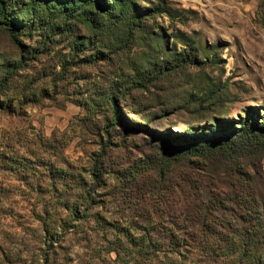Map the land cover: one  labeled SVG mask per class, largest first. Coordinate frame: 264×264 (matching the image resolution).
I'll list each match as a JSON object with an SVG mask.
<instances>
[{
	"label": "rangeland",
	"instance_id": "374dc122",
	"mask_svg": "<svg viewBox=\"0 0 264 264\" xmlns=\"http://www.w3.org/2000/svg\"><path fill=\"white\" fill-rule=\"evenodd\" d=\"M150 1L159 0H136L139 5ZM160 1L175 8L174 16L162 12L147 18L142 26L146 37L133 42L128 51L91 63H69L74 52L78 60L93 49L89 44L71 49V35L68 39L56 35L42 55L17 67L2 88L11 107H0V264H131L135 247L111 225L97 224L94 213L130 235L149 236L160 244L147 264L218 263L212 260L208 243L184 244L178 252L165 244L161 226L167 213L157 209L170 206L173 211L172 205L178 206L173 193H165V205L161 199L165 194L123 185L109 169L136 161L141 134L117 123L102 145L104 116H86L81 98L108 87L118 71L132 77L137 71L149 69L152 74L161 68L166 71L158 78L151 75L145 87L125 99V110L130 106L140 112H127L128 118H148L158 128L179 132L213 122V116L243 117L246 107L264 100V0ZM81 27H73V32ZM156 30L157 37L151 38ZM40 32L25 29L19 36L28 44H39ZM177 33L196 45L198 60L196 65L167 70L171 59L167 50L187 47ZM79 39L74 37L75 42ZM16 54L0 29V57ZM99 153L107 170L90 195V213L79 220L63 205L65 198H73L69 194L75 187H63L49 169L86 174ZM260 166L264 169V155ZM114 235L121 241L117 255L108 249Z\"/></svg>",
	"mask_w": 264,
	"mask_h": 264
},
{
	"label": "trees",
	"instance_id": "16d2710c",
	"mask_svg": "<svg viewBox=\"0 0 264 264\" xmlns=\"http://www.w3.org/2000/svg\"><path fill=\"white\" fill-rule=\"evenodd\" d=\"M174 9L160 0L148 5H139L136 0H0V29L17 49L12 58L0 57V107H11L2 88L17 67L42 55L46 44L56 39V35L60 39L71 35V49L82 50L88 44L93 49L78 60L74 59L77 55L74 52L69 63H91L128 51L133 42L146 37L142 26L147 18L162 12L172 17ZM77 25L83 27L79 33L73 32ZM33 28L41 31L39 44H28L19 36L22 30ZM157 31L150 37H157ZM174 35L187 47L167 50L171 59L165 69L196 65V45L179 33ZM74 37H79V41L75 42ZM164 71L161 68L152 74L149 69L137 71L132 77L118 71L108 87L82 96L86 116H104L101 131L106 137L102 145L110 140L109 130L117 123L141 134L143 145L138 148L141 155L136 161L109 169L117 173L123 185L135 184L147 191L156 189L161 197L166 192L173 193L178 206L172 205L173 211L170 206L157 209L167 213L162 220L165 223L161 226L162 237L167 239L165 244L171 251L178 252L184 244L208 243L209 253L217 264H264V169L260 166L264 155V100L246 107L243 117L213 116V122L179 132L158 128L148 118H128L127 112L140 114L130 106L124 108L131 91L145 87L151 75L158 78ZM100 156L99 153L92 158L86 174L75 176L49 169L63 187H75L69 194L73 198H65L63 205L79 220L90 213V195L102 183L107 170ZM161 199L166 205L168 196L165 194ZM92 217L102 227L111 225L126 244L135 247L136 256L131 264H147L150 254L159 249L160 244L152 242L149 236H133L96 213ZM111 243L108 249L117 255L120 237L114 235Z\"/></svg>",
	"mask_w": 264,
	"mask_h": 264
}]
</instances>
